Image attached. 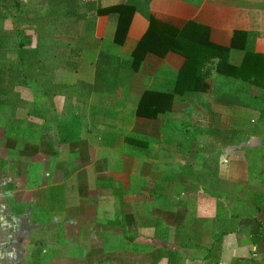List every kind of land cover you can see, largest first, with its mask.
Instances as JSON below:
<instances>
[{
    "label": "crops",
    "instance_id": "crops-1",
    "mask_svg": "<svg viewBox=\"0 0 264 264\" xmlns=\"http://www.w3.org/2000/svg\"><path fill=\"white\" fill-rule=\"evenodd\" d=\"M31 1L0 0V25L33 54H4L19 66L3 68L0 82V264H264V206L235 215L225 235L202 237L221 204L232 213L225 196H213V133H233L248 109L235 94L213 96L228 81L212 76L203 98L141 117L143 96L171 90L185 58L148 53L138 72L128 66L148 16L163 32L207 26L223 47L248 32L264 55V0ZM126 4L136 11L122 19L118 46L117 15L99 12ZM252 113L258 129L246 150H262L264 121ZM73 117L80 139L63 144L59 127ZM235 162L216 172L226 186L239 179Z\"/></svg>",
    "mask_w": 264,
    "mask_h": 264
},
{
    "label": "trees",
    "instance_id": "trees-1",
    "mask_svg": "<svg viewBox=\"0 0 264 264\" xmlns=\"http://www.w3.org/2000/svg\"><path fill=\"white\" fill-rule=\"evenodd\" d=\"M135 11L136 8L131 4L114 5L100 10L99 13L101 15L116 14L119 19V26L114 40L116 45L120 46L124 41L125 30H120L122 19L126 17L127 20L130 19ZM148 17L150 27L134 49L132 59L128 63L129 68L134 72H138L148 53L165 57L169 52H174L185 58V64L178 75H176L171 90L147 91L139 103L137 111L139 116L149 119L168 117L172 114V106L177 99L185 100L199 94H205L209 87L206 80L212 76H221L224 77L226 82L228 81L227 85L223 87L221 92L220 90L214 91L213 96L218 94L233 96L234 94L241 95V93L243 96L244 92L250 94L249 102L242 104L250 106L252 110L259 109L260 118L264 119V55L251 50L249 45L250 34L248 32L236 31L231 46L223 47L211 42L210 29L207 26L189 22L181 31L177 32L170 29L163 32L158 28L155 19L151 16ZM20 35L23 34H19V37ZM12 36V34L8 35L3 26L0 25V82L6 74L3 68H9V74H12L15 68L19 66L14 64L12 66L6 65L7 57L4 54H6L5 52L8 49H18L20 61L27 60L30 56H33L32 53L27 51L29 42H24L20 38L16 40ZM235 98L237 99L236 96ZM257 100L259 101L256 102ZM240 101L239 98V101H237L239 105H241ZM259 102H261V108L258 107ZM246 109L249 108L247 107ZM74 118L76 117L61 124L59 127L61 143L63 144L76 143L80 139V125L77 123L79 120ZM234 132L233 134L232 132L229 133L235 135ZM218 133L228 134L225 131ZM223 139L226 140L225 138ZM219 141L221 142L222 140L219 139ZM222 143L226 145L225 142L222 141ZM216 184L227 185L228 183L221 180ZM234 186L238 187L236 184ZM216 191H218V188H213L214 197H216ZM259 192L260 196L256 201L255 208L257 211H262L264 191ZM225 234L223 233L222 235Z\"/></svg>",
    "mask_w": 264,
    "mask_h": 264
},
{
    "label": "rangeland",
    "instance_id": "rangeland-1",
    "mask_svg": "<svg viewBox=\"0 0 264 264\" xmlns=\"http://www.w3.org/2000/svg\"><path fill=\"white\" fill-rule=\"evenodd\" d=\"M30 4L32 5L31 0H30ZM8 10L10 11L11 8H8ZM42 27H43V32H44L45 26H42ZM219 79L223 80L222 78H219ZM245 94L246 95H243V96L237 95L241 100L240 101L241 105H238V106H240L241 109L243 110H245L247 107L249 109L246 112L244 111V113L242 112V110L240 111L239 115L241 116V119H237L234 123V125L239 126V128L238 127L233 128V131H235L234 132L235 135H232L233 133L224 135L223 133L222 134L218 133L215 130L213 134L214 137H212L213 138V188L215 189L218 188V191L215 192L217 195V198L219 196L220 198L225 196L224 201H226L227 206L232 211V213H228V215L226 216V212H224L225 211L224 207L221 204L218 210L219 213L213 221L205 220L201 223L202 226H207L211 228V231H212L210 233H207V231L203 232L202 237H205V238H207L208 236L213 237V235H216L218 237L222 232L229 231L230 229H234L237 226V218L235 217V215L245 214L246 212H255V211L257 212L255 205L257 204L256 201L260 196L259 191H262V192L264 191V149L246 150L247 145H248L247 142L250 140L253 141V138H256V135H254L253 131H257L258 126L253 125V128H252V126L249 125L251 123L253 113H252L250 106L242 104V103H247V101L249 102V99L251 97H250V94H247V93ZM203 97L204 96L201 94L200 98H203ZM229 101L230 103L228 105H231L232 101L230 99ZM258 101L259 100H257L256 102ZM258 105H259L258 106L259 108L262 107L261 102H259ZM194 112H197V110L193 109L189 113L193 115ZM257 114L259 113H256V115ZM258 121L263 122L264 120L258 119ZM248 131H249V135L245 137V134ZM262 135H264V130L262 131ZM223 138H225L226 140H224ZM219 139L225 142L226 145L223 144L222 141L220 142ZM230 140H232V143H229ZM255 147H258V146L255 145ZM255 147L252 146L251 148H255ZM196 153H197L196 154L197 156L198 152ZM186 154H190V153L187 152ZM231 160H235L236 162L238 161L237 162L238 165L241 164L240 165L241 169L238 168L239 172H236L240 174L239 179H238V176L237 178L236 176L231 177V179L235 178L234 180H231L233 183L229 182L232 187L226 186L225 184H222V185L220 184L221 186L217 185L216 183L221 181V178L216 177L217 173L219 175V171H220L219 169H220L221 164H224L226 166L225 168H228L231 163ZM236 162L233 165L234 167L237 164ZM234 184H236V186L238 187H235ZM241 192L243 195L240 194ZM214 229H217V230L215 231ZM208 239L209 238H207L206 240Z\"/></svg>",
    "mask_w": 264,
    "mask_h": 264
}]
</instances>
